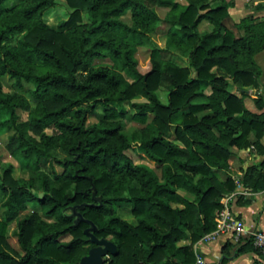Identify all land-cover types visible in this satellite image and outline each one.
Instances as JSON below:
<instances>
[{"label":"trees","instance_id":"1","mask_svg":"<svg viewBox=\"0 0 264 264\" xmlns=\"http://www.w3.org/2000/svg\"><path fill=\"white\" fill-rule=\"evenodd\" d=\"M3 1L0 75L17 87L31 82L33 106L0 83V131L11 130L4 147L28 173L19 182L11 164L2 171L0 264H77L92 244L83 233L87 223L74 224L68 215L66 207L80 202H86L77 208L81 215L96 225L93 233L116 244L104 264H191L193 243L214 227L221 196L236 185L228 174L222 180L215 175L228 167L231 147L252 144L264 151V112L249 110L227 88L229 78L240 83L241 94L243 85L257 84L253 55L264 46V21L244 15L232 23L241 31L235 35L225 23L228 4L221 1L64 0L70 10L52 27L42 15L55 0H20L9 7ZM155 6L165 8L162 15ZM126 10L130 23L120 18ZM203 20L211 28L199 31ZM161 22L188 62L162 58L160 52L169 50L153 47L149 68L140 71L136 46ZM15 31H21L15 43H4ZM94 58L105 61L96 64ZM158 86L166 91L165 102ZM255 103L260 108L264 102ZM96 105L103 113L87 123ZM19 109L26 110L25 119ZM127 119L137 124L126 127ZM171 126L174 140L166 135ZM133 146L160 172L132 160L126 150ZM53 147L66 155L54 158L59 172L51 165L45 172L38 164ZM241 182L251 190L264 186V157L245 167ZM91 185L99 200L91 197ZM29 200L41 213L16 220L13 234L22 250L16 253L5 241V217ZM114 205L126 206L134 221L121 218ZM247 248L256 250L250 236L237 251Z\"/></svg>","mask_w":264,"mask_h":264},{"label":"rangeland","instance_id":"2","mask_svg":"<svg viewBox=\"0 0 264 264\" xmlns=\"http://www.w3.org/2000/svg\"><path fill=\"white\" fill-rule=\"evenodd\" d=\"M20 0H4L3 5L6 7H9L13 5L16 2H19ZM179 2H184V0H178ZM225 2L227 5V10L228 14L226 17L225 23L230 26L233 29V32L235 35H238L241 33L240 30H236L233 26V22L239 19L240 17L244 15H251L254 19L255 22H261L264 21V0H208L209 4H215L217 2ZM56 4L52 7L47 8L43 12V19L44 21L52 26L55 27L56 24L60 19H63L66 17L68 11L70 10V7L67 6L64 0H55ZM155 10L162 15L165 8L163 7H158L155 6ZM82 18L85 20V14L82 13ZM120 18H122L124 21L130 23V17H129V11L126 10L124 13L120 15ZM164 23H159V28L156 29L153 32H149L147 35V39L144 44L142 45H137L134 56L137 60V67L140 71H145L149 68V58L148 54L151 48L153 47H158V48H166V50L169 51H162L160 52V55L162 58H168L174 62H176L179 65H186L187 64V58L185 57L184 54H181L180 52L176 51L172 44L170 43L167 35L164 33ZM211 28V24L208 21H201L198 25V30H209ZM21 35V31H15L11 34L8 35L7 39L4 40V43H10L13 44L15 41L18 39V37ZM171 50V51H170ZM254 58L256 60V63L259 66V74L257 76V84L256 85H243L244 88L249 89V91L244 92L241 94V90L238 88V83L237 81H233L230 78L229 84L227 88L231 90L232 92H235L237 95H241L242 99L245 97L246 104L245 106H248L247 108L251 111L254 112H264V103L263 105L259 108L256 103L255 99L260 98L264 102V46L260 49H258L254 53ZM105 61V60H104ZM103 59L101 58H94L93 62L96 64L103 63ZM191 74H194L192 71ZM0 83H1V88L4 91H18L24 94L28 99H29V104L30 107L33 106V101L29 98L28 95V89L32 87V83L29 81H22V86L17 87L13 84V79L10 78L7 74H2L0 75ZM156 92L159 96V98L162 101H166V91L161 87L158 86L156 88ZM103 107L101 105H96L95 109L93 112H90L87 115L86 122H96L100 115L103 113ZM207 109H204L200 112H198V115L201 114L202 112L206 111ZM19 118L20 119H25L26 118V110L19 109L18 110ZM149 117V115H148ZM125 126L126 127H131V125H135L137 123H134L132 121H129L128 119L125 120ZM52 129V126L49 125L45 127L44 130L47 132H50ZM11 132V130H3L0 131V180L2 176V171L6 167L7 164H11V170L10 174L14 178H17L19 182H23L24 178L27 176V171L26 169L23 168V165L21 162H17L14 160L6 151L4 144L6 142L8 134ZM168 138L170 139H175L174 135L172 133V126L170 128V131L166 134ZM249 138H253L254 134L253 131H249L248 134ZM264 136V133L261 135L260 138ZM249 148H253L254 152H257V149L252 145H248ZM251 146V147H250ZM246 147V146H245ZM242 147V148H245ZM252 152V151H251ZM126 153L131 157L132 160L140 162L148 167H151L156 173L160 172V167L155 165L154 162L151 160L146 159L143 157L141 152L139 151L138 148L132 147L126 150ZM66 153L61 150L58 147H53L50 149V154L47 157H43L39 161V168L45 172H48L49 166L51 165L54 167V169L59 172L61 167L60 165L54 160V158H61L65 156ZM257 162V161H256ZM230 168L227 167L225 170H219L215 172L216 176H219L220 178L223 177V173L227 174L226 171L229 170ZM242 169V168H241ZM36 193L40 194V190L38 189H32ZM122 193L126 192L125 187L121 190ZM238 195L243 196L241 193H235L231 195V191L228 192L227 194L221 196L220 200L224 202V204H230L231 203V197H238ZM226 196V198L223 199V197ZM3 200V194L0 189V218H4V215L2 213L3 210V205L1 201ZM114 211L121 217L125 218L128 221L133 222L134 217L130 213H126V206H118L114 205L113 206ZM31 211H38V213H41L40 210L38 209V205L35 201L29 200L25 202V208H22L17 211V213L11 217V218H6L5 217V222H6V229H5V241L9 248L13 250L16 253H21L22 250L20 249L18 242L16 240L15 235L13 234V227L15 225L16 220L21 217L23 214L30 213ZM49 219V218H47ZM109 237V236H107ZM62 238H68V235L63 236Z\"/></svg>","mask_w":264,"mask_h":264},{"label":"crops","instance_id":"3","mask_svg":"<svg viewBox=\"0 0 264 264\" xmlns=\"http://www.w3.org/2000/svg\"><path fill=\"white\" fill-rule=\"evenodd\" d=\"M247 91L249 89L244 88V92ZM245 97L243 102L247 105ZM260 142L264 147V136L260 138ZM231 152L228 158V167L230 169L226 171L236 184L231 190V195L242 193L243 196L241 198L239 195L238 197H231V203L225 205L234 217L242 219L247 231L257 228L264 229V186L260 189L251 190L241 182L245 167L261 160L264 157V151L257 153L249 146L245 148L232 146ZM227 174L223 173L222 178L219 176L217 178L222 180ZM244 241L245 238L235 242L230 233L224 231L208 241L198 239L193 243V247L195 253H198L203 258L204 264H251L256 258L255 249L247 248L237 251V248ZM183 242H186V240L179 241V243Z\"/></svg>","mask_w":264,"mask_h":264},{"label":"built area","instance_id":"4","mask_svg":"<svg viewBox=\"0 0 264 264\" xmlns=\"http://www.w3.org/2000/svg\"><path fill=\"white\" fill-rule=\"evenodd\" d=\"M224 198H226V196H224L223 199ZM220 202L222 203V206L215 213L214 227L208 232L202 234L199 240H211L224 231H228L235 242L250 236L251 243L256 248V258L251 264H264V229L257 228L247 231L242 219L234 217L224 202L221 200ZM191 264H204V260L201 255L195 253L194 260Z\"/></svg>","mask_w":264,"mask_h":264},{"label":"water","instance_id":"5","mask_svg":"<svg viewBox=\"0 0 264 264\" xmlns=\"http://www.w3.org/2000/svg\"><path fill=\"white\" fill-rule=\"evenodd\" d=\"M91 197L95 200H99V196L95 195V188L91 185ZM86 202L75 203L67 206L70 210L68 215H73V223L75 224L79 220H83L87 225L83 228V233L86 235V238L92 244L87 248V251L82 254L77 264H104L106 257L112 254H115L116 244L113 240L106 236H96L93 231L96 229L95 223L81 215L77 208H81ZM91 204V203H90Z\"/></svg>","mask_w":264,"mask_h":264}]
</instances>
